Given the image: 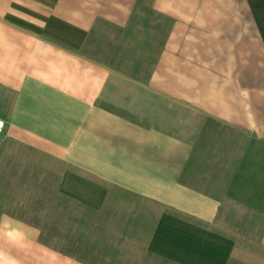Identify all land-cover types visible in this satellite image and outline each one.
<instances>
[{"label": "crops", "instance_id": "1", "mask_svg": "<svg viewBox=\"0 0 264 264\" xmlns=\"http://www.w3.org/2000/svg\"><path fill=\"white\" fill-rule=\"evenodd\" d=\"M0 119V264H264V0H0Z\"/></svg>", "mask_w": 264, "mask_h": 264}, {"label": "rangeland", "instance_id": "2", "mask_svg": "<svg viewBox=\"0 0 264 264\" xmlns=\"http://www.w3.org/2000/svg\"><path fill=\"white\" fill-rule=\"evenodd\" d=\"M135 58L137 57H132V59ZM36 187L37 190L35 199H25L21 201L20 212L23 213L21 218L34 222L43 227V229L48 227V231H42L41 238L57 247H61L63 245V249L66 250L65 247H67V243L71 244V246L73 245L72 243L74 242H72V240H74L73 237L75 233L60 231V225H63L61 220H64L65 218L67 220L69 218L68 214L76 212L77 210L73 205H67V203L63 202V199L57 196L54 183L47 186L40 184L36 185ZM83 218L85 231L83 233V239H81L84 244V253H86V251H89L91 247V215L84 211ZM111 236L113 237L109 241L105 238L101 239V248L108 249L109 245L112 254L113 252L118 251L116 254L117 256L115 255V259H91L89 256L85 255L84 257L87 258L85 260L91 262V264H171L167 261L146 254L139 243L137 244V248H128L127 252L129 254L127 253L128 256L125 257L122 253L124 252V249L128 247L126 241L124 239L118 240V238L114 237V234ZM71 250H74V247H71ZM78 251H80V248ZM131 251H133L136 255H131Z\"/></svg>", "mask_w": 264, "mask_h": 264}, {"label": "built area", "instance_id": "3", "mask_svg": "<svg viewBox=\"0 0 264 264\" xmlns=\"http://www.w3.org/2000/svg\"><path fill=\"white\" fill-rule=\"evenodd\" d=\"M3 125H4V122H3V120L2 119H0V131L2 130V128H3Z\"/></svg>", "mask_w": 264, "mask_h": 264}]
</instances>
